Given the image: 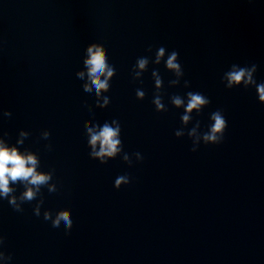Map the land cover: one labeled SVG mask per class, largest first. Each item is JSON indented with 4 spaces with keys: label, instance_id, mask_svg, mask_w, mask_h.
Returning <instances> with one entry per match:
<instances>
[{
    "label": "clouds",
    "instance_id": "1",
    "mask_svg": "<svg viewBox=\"0 0 264 264\" xmlns=\"http://www.w3.org/2000/svg\"><path fill=\"white\" fill-rule=\"evenodd\" d=\"M152 51L151 47L148 49ZM152 63L159 65L164 62L167 71L174 74L175 79L169 81L170 87H176L180 84L184 77L183 68L179 62V53L172 51L168 53L165 47H159ZM150 59L147 56L137 58L135 65L132 68V77L134 81H140L144 72L148 70ZM83 70L76 72V77L84 81L82 88L85 93H93L96 98V106L104 109L110 104V98L105 95L111 89V80L116 75L114 66L110 63L107 54V49L101 43H90L85 50L83 59ZM257 72V65L240 66L238 64L231 65L230 69L226 71L221 79L225 88L232 89L243 86L245 89L255 87L258 95V100L264 104V82L257 83L255 73ZM152 78L156 93L152 103L157 112H166L168 109L163 103L161 89L163 88V80L157 70L152 71ZM185 88L190 87V82L184 80ZM146 93L140 89H136V98L143 100ZM210 99L200 92L189 91L186 93V98L180 95H172L170 103L177 109H183V114L180 117L182 127L177 129L174 135L177 138H182L185 135V128L192 122V114L195 112L199 114L204 108L210 104ZM89 111L92 109L89 106ZM0 116L10 118L12 112L3 110ZM210 120L212 123L208 126V130L200 132L199 121L187 131V136L192 141L191 151H197L201 143L220 144L223 142L225 130L228 127L227 120L222 110H216L211 113ZM85 132L87 135L88 146L90 148V157L93 160H98L101 164H107L109 160L121 156L124 163L129 167L133 165L132 157L123 151L121 141V125L116 119L110 123L105 122L102 126L93 119L85 121ZM8 135L7 132L0 136V199H6L8 204L16 211L22 212V205L25 202H32L41 197L33 208V214L37 217L41 215V206L44 200L41 195V189L47 187L49 193L58 191L56 183H53L54 169L50 171H40L39 156L25 149L21 151L17 145H23L25 139L30 135L28 131L21 129L19 131L16 145H9L4 138ZM51 133L48 130L41 132V138L48 140ZM46 149L51 150V144L45 145ZM135 160L143 161L144 157L140 152H135ZM131 182L128 175H121L115 179L114 187L118 190L124 185ZM14 185H22L24 190L17 196ZM43 219L51 221L53 228H59L63 223L66 230L70 231L73 225L71 210L62 209L53 215L51 211L45 210L43 212ZM5 238L0 235V264H9L12 260L11 254H6L3 250Z\"/></svg>",
    "mask_w": 264,
    "mask_h": 264
}]
</instances>
